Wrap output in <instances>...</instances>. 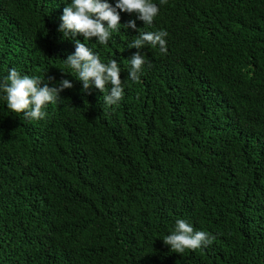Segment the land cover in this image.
I'll return each instance as SVG.
<instances>
[{
	"label": "trees",
	"instance_id": "1",
	"mask_svg": "<svg viewBox=\"0 0 264 264\" xmlns=\"http://www.w3.org/2000/svg\"><path fill=\"white\" fill-rule=\"evenodd\" d=\"M70 3L0 0V80L73 84L39 120L0 92V264H264V0H165L192 47L148 51L135 82L136 14L99 44L58 30ZM74 39L118 62L117 104L110 84L82 91ZM177 219L215 239L172 252Z\"/></svg>",
	"mask_w": 264,
	"mask_h": 264
},
{
	"label": "clouds",
	"instance_id": "2",
	"mask_svg": "<svg viewBox=\"0 0 264 264\" xmlns=\"http://www.w3.org/2000/svg\"><path fill=\"white\" fill-rule=\"evenodd\" d=\"M164 2L165 0H115L113 5L109 0H71L63 8L58 30L65 37L71 35L75 38L80 34L85 41L95 37L99 44H107L112 33L119 30L120 12L136 14L140 23L139 32L134 40L132 38L126 51L130 63L127 77L135 82L140 78L148 51L161 52L163 55L160 59H165L173 46L182 51L192 47L188 39L180 41L169 31L179 12L175 6L170 9L165 7ZM125 27L137 28L134 20H129ZM74 45L75 51L64 61L82 83V91L87 92L94 86L102 93L106 85L110 84V92L104 96V103L111 106L121 101L124 92L118 62L115 59L103 62L99 55L80 40L74 39ZM47 79L51 81L54 77L49 76ZM72 87L73 84L68 79H61L57 86L50 87L40 77L21 75L14 68L9 69L8 74L0 80V92L4 94L7 108L11 112L22 113L29 120L44 119L47 115L45 106L56 102L61 91ZM214 239V236L205 231L195 230L184 219H177L171 233L162 238L172 252L179 254L186 249L206 247Z\"/></svg>",
	"mask_w": 264,
	"mask_h": 264
}]
</instances>
